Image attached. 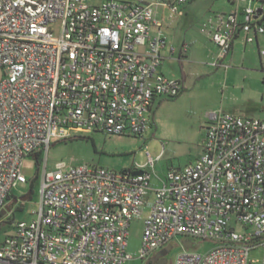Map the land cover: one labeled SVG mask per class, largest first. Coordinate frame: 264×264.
Masks as SVG:
<instances>
[{
	"label": "built area",
	"instance_id": "2783aa9c",
	"mask_svg": "<svg viewBox=\"0 0 264 264\" xmlns=\"http://www.w3.org/2000/svg\"><path fill=\"white\" fill-rule=\"evenodd\" d=\"M160 1L175 13L186 0ZM229 1L233 10L206 24L217 47L212 65L224 68L238 32L246 43L264 33L254 6L262 0ZM160 26L149 3L0 0V212L27 181L23 158L43 162L34 218L0 240V264H126L130 222L143 205L140 259L181 237L212 247L184 251L173 264H264V118L207 113L201 154L157 177L158 185L147 166L47 168L52 138L142 134L154 99L181 92V82L159 70ZM258 53L264 58V48ZM255 249L261 255L250 259Z\"/></svg>",
	"mask_w": 264,
	"mask_h": 264
},
{
	"label": "rangeland",
	"instance_id": "374dc122",
	"mask_svg": "<svg viewBox=\"0 0 264 264\" xmlns=\"http://www.w3.org/2000/svg\"><path fill=\"white\" fill-rule=\"evenodd\" d=\"M124 1L152 3L168 48L175 50L171 55L173 59H164L160 69L178 79L182 90L175 97L155 98L149 114V127L142 134L70 131L66 138H52L47 168H55L59 162L99 165L117 171L147 166L145 170L151 175V184L158 185L157 177L162 178L169 169L193 162L201 154L207 113L223 110L264 118V58L258 53L259 47L264 48V34L260 36L259 47L255 43L245 45L239 38L232 54L222 61L225 68L213 66L215 49L209 42L206 24L215 13L232 8L228 0H186L178 5L175 13L167 4L162 5L160 0ZM260 4L256 2L254 6L258 8ZM156 31L157 28L152 25L151 32ZM3 77L4 72L0 68V80ZM149 157L153 166L147 165ZM42 169L43 162L38 163L33 156L23 158L21 171L27 181L12 188L10 201L7 202L15 223L34 218ZM28 191L31 192L28 200L11 202ZM148 211L149 206L143 205L140 215L130 222L127 252L131 256L126 264H144L137 254L143 218ZM13 232L14 225L2 222L0 240ZM191 240L193 246L186 248L181 237L171 241L168 244L170 249L165 253L167 264H173L184 251L204 252L212 247L210 241ZM260 255L261 249L251 250L249 258L256 260Z\"/></svg>",
	"mask_w": 264,
	"mask_h": 264
},
{
	"label": "crops",
	"instance_id": "0c3cea01",
	"mask_svg": "<svg viewBox=\"0 0 264 264\" xmlns=\"http://www.w3.org/2000/svg\"><path fill=\"white\" fill-rule=\"evenodd\" d=\"M229 1V0H228ZM264 0H262V1H260L261 2V4H260V6L258 7V9H259V11H260V13H261V15H262V18L264 19V2H263ZM184 3V2H183ZM229 3L231 4V6H232V8L229 10V11H227V12H221V13H215L214 15H213V17L216 15V14H222V13H228V12H230L231 10H233V8H234V5H233V3H231L230 1H229ZM149 4H152V3H149ZM180 4H182V3H180ZM179 5V4H178ZM244 5V3H240V7H242ZM154 12V11H153ZM154 17H155V19L158 21V19L156 18V16H155V13H154ZM209 20V19H208ZM264 21V20H263ZM262 21V23H264ZM159 22V21H158ZM160 23V22H159ZM160 25H161V23H160ZM154 26V25H153ZM155 28H157V30H158V27H156V26H154ZM161 27V26H160ZM159 27V28H160ZM207 32H208V34H209V42L212 44V46L214 47V49H215V55H216V52H217V47L214 45V43L211 41V38H210V31H211V29L208 27L207 28V30H206ZM162 32V31H161ZM264 34V33H263ZM163 35V34H162ZM262 34H257L256 35V39H255V41L254 42H252V43H246L245 42V40H244V35H243V33L242 32H238L237 33V35L235 36V38H234V40H233V44H232V48H231V50H230V52H229V54L226 56V57H228L229 55H231L232 54V52H233V50H234V47H235V44H236V41L240 38L241 40H242V42L245 44V45H247V44H253V43H255L258 47H259V43H260V36H261ZM164 36V35H163ZM166 40V39H165ZM168 49V50H167ZM259 49V48H258ZM185 51H186V49H185ZM184 51V52H185ZM175 52V50L174 49H172L171 50V48H168V45H167V43H166V46L165 47H163V49H162V51H161V53H162V56H163V58H162V61H161V65H162V62L164 61V59H169V60H172L173 58L171 57V55L173 54ZM180 56H182V51L180 52ZM225 57V58H226ZM224 58V59H225ZM223 61V60H222ZM160 65V66H161ZM159 70L162 72V73H164L161 69H160V67H159ZM165 74V73H164ZM167 75V74H166ZM169 76V75H168ZM155 100V99H154ZM154 102V101H153ZM153 105V104H152ZM151 109H152V106H151Z\"/></svg>",
	"mask_w": 264,
	"mask_h": 264
},
{
	"label": "flooded vegetation",
	"instance_id": "af4514ba",
	"mask_svg": "<svg viewBox=\"0 0 264 264\" xmlns=\"http://www.w3.org/2000/svg\"><path fill=\"white\" fill-rule=\"evenodd\" d=\"M161 248L154 253H152L149 257L146 259H142L144 264H167V260L165 257V253L169 251V249Z\"/></svg>",
	"mask_w": 264,
	"mask_h": 264
},
{
	"label": "water",
	"instance_id": "95a60500",
	"mask_svg": "<svg viewBox=\"0 0 264 264\" xmlns=\"http://www.w3.org/2000/svg\"><path fill=\"white\" fill-rule=\"evenodd\" d=\"M139 173H141V171H136L135 172V174H139ZM30 191H28L26 194H24L23 196H21L20 198H13L12 199V203H16L18 200H20V201H25V200H28L29 198H30ZM10 211V207H9V205L7 204L6 206H5V208L0 212V215H3L5 212H9ZM183 245L185 246V247H190L191 246V242L190 241H184L183 242ZM165 249H170V245H168V246H166V248Z\"/></svg>",
	"mask_w": 264,
	"mask_h": 264
},
{
	"label": "trees",
	"instance_id": "16d2710c",
	"mask_svg": "<svg viewBox=\"0 0 264 264\" xmlns=\"http://www.w3.org/2000/svg\"><path fill=\"white\" fill-rule=\"evenodd\" d=\"M263 20L264 19H262V21ZM38 163H39V161H38ZM8 201H10V195L7 197V202ZM4 214H3L4 216L0 215V230H1V223L2 222L3 223H8L9 225H14L15 224V220H14V217H13V212H5Z\"/></svg>",
	"mask_w": 264,
	"mask_h": 264
}]
</instances>
